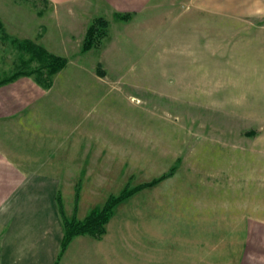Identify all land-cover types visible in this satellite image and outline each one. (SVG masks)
Instances as JSON below:
<instances>
[{"label": "rangeland", "instance_id": "374dc122", "mask_svg": "<svg viewBox=\"0 0 264 264\" xmlns=\"http://www.w3.org/2000/svg\"><path fill=\"white\" fill-rule=\"evenodd\" d=\"M171 2L162 11L181 13L184 49L159 44L130 52L111 45L114 38H120L118 46L126 43L129 29L116 15L101 14L97 0H0V81L29 57L11 38L29 39L68 60L52 77L58 86L71 83L74 92L90 95L84 116L91 163L75 165L74 178L63 181L60 203L68 217L82 220L125 186L177 166L157 186L121 203L107 224L114 250L145 254L147 264L150 258L152 264H181L184 249L194 253L196 214L221 216L228 197L240 199L243 188L251 204L258 198L264 203V21L223 30L221 20L211 21L186 0ZM98 16L108 21L110 37L82 52L87 28ZM214 24L218 46L208 44ZM194 27L201 30L186 33ZM97 151L103 152L99 158ZM89 189L95 192L88 195ZM207 193L214 195H205L212 200L206 204L201 200Z\"/></svg>", "mask_w": 264, "mask_h": 264}, {"label": "crops", "instance_id": "0c3cea01", "mask_svg": "<svg viewBox=\"0 0 264 264\" xmlns=\"http://www.w3.org/2000/svg\"><path fill=\"white\" fill-rule=\"evenodd\" d=\"M46 1L60 5L84 0ZM97 2L103 8L101 14L132 15L127 21L120 19L129 30L122 46H118L122 43H118L120 38L111 39L115 49L141 52L146 51L145 46L152 48L159 44L166 49L169 45L170 49L175 45L184 49L181 13L163 12V6L169 4L167 0ZM186 3L211 21L221 20L223 30L255 28L264 21V0H186ZM214 26L210 27L208 44L218 46ZM260 28L264 30V26ZM200 30L194 27L186 33ZM226 45L230 47L232 42ZM70 84L58 86L53 81L45 89L35 78L22 76L0 86V264H138L139 260L147 264L145 254L115 251L109 229L101 238L76 236L61 254L64 228L59 200L63 181L74 178L75 165L91 163L93 147L90 126L84 116L90 104L89 92H74L75 86ZM95 141L102 147L99 140ZM102 154L99 152L97 158ZM89 191L88 195L95 192ZM210 194L214 195L203 194L201 201L207 204L210 199L205 195ZM228 198L226 206L223 204L225 207L219 209L221 216L196 214L199 219L194 223V253L191 255L184 249L181 264H264V203L258 198L251 204L249 189L244 188L240 199ZM183 243L186 246L185 240Z\"/></svg>", "mask_w": 264, "mask_h": 264}, {"label": "trees", "instance_id": "16d2710c", "mask_svg": "<svg viewBox=\"0 0 264 264\" xmlns=\"http://www.w3.org/2000/svg\"><path fill=\"white\" fill-rule=\"evenodd\" d=\"M115 15L124 21L129 20L132 16L130 13H116ZM108 25V21L104 17H97L90 23L82 43V52H87L101 45V40L108 34ZM0 29L3 30L1 23ZM5 35L6 37L8 36L7 34ZM11 40L20 51H27L29 57L26 59L22 58L18 64L21 69H18L11 77L0 81V85L14 81L23 75H34L38 83L45 87H50L53 82L52 77L67 65L68 60L65 57L49 52L43 46L34 43L32 40H20L17 38H11ZM35 62L37 63L36 68H32V64ZM176 168L177 166L175 165L171 167L168 172L149 181L134 186H125L120 193L111 194L102 206L94 207L82 220L76 217H68L59 200L64 228V236L61 242V254L67 249L76 236L90 235L95 238L103 237L107 232V224L115 214V209L121 203L144 189L157 186L160 182L172 176Z\"/></svg>", "mask_w": 264, "mask_h": 264}]
</instances>
